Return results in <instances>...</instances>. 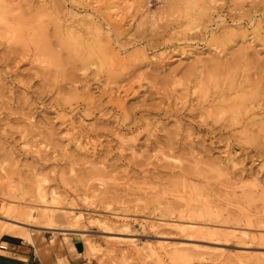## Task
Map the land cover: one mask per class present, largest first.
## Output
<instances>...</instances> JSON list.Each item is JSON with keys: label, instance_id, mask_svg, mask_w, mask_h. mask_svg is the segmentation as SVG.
I'll use <instances>...</instances> for the list:
<instances>
[{"label": "rangeland", "instance_id": "374dc122", "mask_svg": "<svg viewBox=\"0 0 264 264\" xmlns=\"http://www.w3.org/2000/svg\"><path fill=\"white\" fill-rule=\"evenodd\" d=\"M65 233L264 264V0H0V234Z\"/></svg>", "mask_w": 264, "mask_h": 264}, {"label": "crops", "instance_id": "0c3cea01", "mask_svg": "<svg viewBox=\"0 0 264 264\" xmlns=\"http://www.w3.org/2000/svg\"><path fill=\"white\" fill-rule=\"evenodd\" d=\"M75 237L72 233L57 237L58 248H54L44 237V241L27 245L17 237L0 234V244L5 246L0 250V264H61V259L66 264H90L84 256L85 243Z\"/></svg>", "mask_w": 264, "mask_h": 264}, {"label": "bare ground", "instance_id": "6f19581e", "mask_svg": "<svg viewBox=\"0 0 264 264\" xmlns=\"http://www.w3.org/2000/svg\"><path fill=\"white\" fill-rule=\"evenodd\" d=\"M6 2H7V0H6ZM36 190V194L39 196V198L40 199H43V198H45L44 196H45V193H44V191H43V188H42V186L38 183V185L36 186V188H35ZM45 190V189H44ZM51 196V195H50ZM53 200V199H52ZM44 214H46V213H44ZM41 215V214H40ZM80 216L81 215H79V216H75V215H73V220L74 221H77V220H79V218H80ZM14 223V222H13ZM17 224V223H16ZM47 224V223H46ZM20 225H23V224H20ZM24 226V225H23ZM30 235L31 234H27L26 236V238H24V243H27V244H29V245H32V238L30 237ZM138 247V246H137ZM140 248V247H139ZM142 251H146L147 252V254H146V256H149V257H156L155 256V253H154V251H152L151 249H150V245H146V246H142V248H140ZM186 250H188V249H186ZM166 252V251H165ZM80 255V254H79ZM84 256L86 257V259H87V261H90V256L88 255V253H84ZM180 258H185L184 257V255H182V254H180V255H178ZM157 258V257H156ZM158 259V258H157ZM156 260V259H155ZM159 263V262H158ZM99 264H117L114 260H112L111 262H109L108 260L105 262V260H101V262H99Z\"/></svg>", "mask_w": 264, "mask_h": 264}, {"label": "built area", "instance_id": "2783aa9c", "mask_svg": "<svg viewBox=\"0 0 264 264\" xmlns=\"http://www.w3.org/2000/svg\"><path fill=\"white\" fill-rule=\"evenodd\" d=\"M0 250H5V246L0 244Z\"/></svg>", "mask_w": 264, "mask_h": 264}]
</instances>
